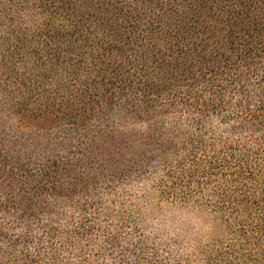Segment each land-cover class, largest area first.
Masks as SVG:
<instances>
[{
	"label": "trees",
	"instance_id": "trees-1",
	"mask_svg": "<svg viewBox=\"0 0 264 264\" xmlns=\"http://www.w3.org/2000/svg\"><path fill=\"white\" fill-rule=\"evenodd\" d=\"M0 264H264V0H0Z\"/></svg>",
	"mask_w": 264,
	"mask_h": 264
},
{
	"label": "rangeland",
	"instance_id": "rangeland-1",
	"mask_svg": "<svg viewBox=\"0 0 264 264\" xmlns=\"http://www.w3.org/2000/svg\"><path fill=\"white\" fill-rule=\"evenodd\" d=\"M179 220H180V222H181V218H180Z\"/></svg>",
	"mask_w": 264,
	"mask_h": 264
}]
</instances>
